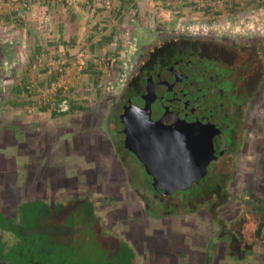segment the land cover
Here are the masks:
<instances>
[{"label": "rangeland", "instance_id": "374dc122", "mask_svg": "<svg viewBox=\"0 0 264 264\" xmlns=\"http://www.w3.org/2000/svg\"><path fill=\"white\" fill-rule=\"evenodd\" d=\"M206 1L199 0V17L189 24L182 19V26L164 12L163 23L151 26L156 36L141 30L131 35L117 21L96 29L95 39L84 44L69 40L40 53L30 48V67L47 71L41 90L48 89L49 119L28 136L27 151L21 146L24 139L16 144L10 133L0 139V209L12 217L22 211L15 219L17 231L5 233L0 224V264H264V64L257 67V56L264 57V13L238 24L236 19L223 22L203 12ZM57 2L68 8L79 5V0ZM82 2L89 8L105 4L104 11L110 5L108 0ZM257 2L256 8L264 6V0ZM192 38L236 52L235 64L253 65L252 75L243 79L249 85L252 81L246 126L233 162L218 178L221 184L212 188L213 179L205 180L204 187L212 188L206 199L198 205L165 201L147 216L148 204L155 201L145 189L135 192L126 182L111 150L106 118L143 55L166 41ZM13 50L6 47L7 53ZM9 64L0 60V69L8 70ZM30 83L22 84L24 98H32L33 91L26 92ZM18 94L24 100L20 91L8 92V97ZM63 95L70 109L59 113L54 107ZM18 152L22 155L17 157ZM85 190L92 192H85L91 200L68 198L59 204L66 195L78 197ZM32 194L37 196L24 199L20 204L27 208H20L19 199ZM48 196L58 200L51 203Z\"/></svg>", "mask_w": 264, "mask_h": 264}, {"label": "flooded vegetation", "instance_id": "af4514ba", "mask_svg": "<svg viewBox=\"0 0 264 264\" xmlns=\"http://www.w3.org/2000/svg\"><path fill=\"white\" fill-rule=\"evenodd\" d=\"M174 41L141 57L106 118L111 150L126 182L135 192L145 189L155 201L148 204L147 216L165 201L198 205L221 184L218 178L238 152L252 97L247 94L252 81H243L242 70L235 69L220 44L203 38ZM196 139L210 152L203 150L205 167L195 159L200 155ZM202 166V175L188 180L187 173L202 171ZM165 170L180 174L181 187L170 191L173 180L163 175ZM207 178L213 179L211 189L204 187ZM66 196L90 199L88 194Z\"/></svg>", "mask_w": 264, "mask_h": 264}, {"label": "crops", "instance_id": "0c3cea01", "mask_svg": "<svg viewBox=\"0 0 264 264\" xmlns=\"http://www.w3.org/2000/svg\"><path fill=\"white\" fill-rule=\"evenodd\" d=\"M82 1L79 0V5L75 8L64 7L57 0L32 1L27 21L23 24L14 20L16 17L14 3H8L5 6L0 16V60L4 63L9 62L8 67L10 68L8 70L0 69V93L5 94V97L3 95L5 99H0V139L7 133L11 134L9 137H12L16 144H19V139H24L25 143L21 146L27 151L28 141L32 142V137L28 138V136L37 133L35 130L41 127L44 120L49 119V113L47 112L49 109L48 100L43 90H41L42 88L45 89L47 85L44 79L47 71L39 72V68H35V65L30 67L29 61L34 60L33 54L28 52L30 48L32 50L37 49L40 53L49 50L52 45L60 48L62 43L69 40H78L84 44L89 38L94 37L95 39L98 34L95 31L96 29H103L101 27L106 25L108 27L115 26L117 21L129 27L131 35H133L134 30L136 33L141 30L142 32L154 33L156 36L157 32L151 30V26L154 29L159 26L160 22L163 23L161 17H163L164 12L170 15V18L167 19L173 18L175 19L174 24L179 23L182 26L184 24L182 19H186L185 23L189 24L191 20L199 17L197 12L202 9L199 0H108L110 5H108L107 11H104L103 5L105 4H95L94 6L91 4L92 8H89ZM207 1L203 6V12L208 17L221 19L220 21L225 18V21L231 20L234 22L236 19L235 23L238 24V22L242 23L241 20L258 19L260 12L264 13V6L259 5L260 8H256L257 0ZM238 3L243 4V6H239ZM248 3L250 6H246ZM211 4L215 5L208 7ZM244 6H246L244 10H237L243 9ZM212 10L219 11L218 15H214ZM105 15L107 16L106 19L103 18L102 20L101 17ZM256 24H259L258 21H256ZM6 47L14 49L10 52L11 54L7 53ZM5 53L9 56L5 57ZM35 54L37 55V53ZM41 56L43 58L41 60H49L44 58L43 55ZM40 66L44 69L43 64H40ZM31 80L34 81L32 82L34 84L32 98H24L22 84L30 83ZM19 91L22 93L20 97L24 100H20L19 94L15 98L8 97V92L16 93ZM35 91L39 93L33 96L36 94ZM22 101H25V103ZM2 106L6 107V112L9 115V117L6 116L9 118L6 123L3 119L6 114H3V112L6 109ZM44 108H46V111ZM2 125L8 126L7 129L2 128ZM23 154L28 155L27 153ZM19 155H22V153L18 152L17 157ZM85 192L92 193L85 190L84 194L81 192V196H85ZM36 196L34 194L27 195L19 199L18 204L25 198L29 199V197ZM50 197L48 196V198ZM64 198V201L61 202L65 203L68 197L65 196ZM55 200L57 201L58 197H53L50 202L54 203Z\"/></svg>", "mask_w": 264, "mask_h": 264}, {"label": "built area", "instance_id": "2783aa9c", "mask_svg": "<svg viewBox=\"0 0 264 264\" xmlns=\"http://www.w3.org/2000/svg\"><path fill=\"white\" fill-rule=\"evenodd\" d=\"M32 1H38V2H44L45 0H0V15L2 14L5 6L8 3H14V10L16 11V17L14 20L16 21H25L27 19L28 13L31 8V3ZM67 3H70L71 0H62ZM33 83H30L26 86V92H31L33 91ZM53 89V87H51ZM48 89L44 90L43 93H46ZM70 109V104L68 101V98L63 95L59 98L58 102L56 103L54 110L61 113V112H66Z\"/></svg>", "mask_w": 264, "mask_h": 264}, {"label": "trees", "instance_id": "16d2710c", "mask_svg": "<svg viewBox=\"0 0 264 264\" xmlns=\"http://www.w3.org/2000/svg\"><path fill=\"white\" fill-rule=\"evenodd\" d=\"M225 48V47H224ZM227 51V53L228 54H231V55H228L230 58H228V59H234V58H232V55H235L236 54V52H234V51H229L228 49L226 50ZM257 58H261V61L260 60H258V65H257V67H260V69H261V67H262V69H263V65L262 64H264L263 63V61H264V57L262 56L261 57V54H259L258 56H257ZM262 65V66H261ZM234 66H235V69H238V68H240L241 70H242V75H243V78H248L250 75H252V73H251V71H252V69H254L252 66V64L251 63H244V64H239V63H234ZM262 75H264V72H263V74ZM261 76V75H260ZM264 77V76H263ZM250 79V78H249ZM262 85V82H259V87ZM252 87V86H251ZM250 91H252L251 89H250ZM247 94H248V92H247ZM26 199V198H25ZM70 200V199H69ZM59 201V200H58ZM64 202H60L59 201V204H63ZM27 208V206H26V204L24 205V204H20V208ZM20 214H22V211L20 210H17L16 211V215H14V217H12V216H9V215H7L6 213H4L1 209H0V224H1V226H2V230L5 232V233H8L9 231H11V230H13V231H17V229H18V221H16L15 219H17V220H19V217H20ZM4 233V234H5ZM3 234V235H4ZM4 236H6V235H4ZM23 237L24 238H27L28 237V234H26V233H23Z\"/></svg>", "mask_w": 264, "mask_h": 264}, {"label": "water", "instance_id": "95a60500", "mask_svg": "<svg viewBox=\"0 0 264 264\" xmlns=\"http://www.w3.org/2000/svg\"><path fill=\"white\" fill-rule=\"evenodd\" d=\"M208 140H212V138L211 139H209L208 138ZM195 141V145H194V149L197 151V150H200V152L198 153V154H200V155H196V157H195V159H197L198 161H199V159H200V164H201V162H203L202 163V165L205 167V164L208 162V156H206L205 157V154H206V152H207V155H209V149H208V146L205 148V146H203V147H201L200 145H199V143H202V141H200V140H198V139H196V140H194ZM212 142V141H211ZM202 149V150H201ZM206 149H207V151H206ZM203 150H204V152H205V154H203ZM204 159V160H203ZM206 159V160H205ZM203 166H202V168L201 169H203L202 171H199L200 169L198 168V169H194V172L193 173H191V172H188L187 173V175L186 176H188V178H190V179H188V180H196V179H198L201 175H202V173H203V171H204V168H203ZM165 173L163 174V175H166V174H169L170 176H171V179L173 180L172 181V183H171V185H172V188H170V191H173L174 189H176V188H179V187H181V182H182V180H179L178 179V177H180V174L178 173V172H171L170 170H165L164 171ZM161 173L162 172H160L159 173V176H160V179L162 178L161 177ZM191 173V174H190ZM190 174V175H189ZM181 175H183L182 173H181ZM178 179V180H177Z\"/></svg>", "mask_w": 264, "mask_h": 264}]
</instances>
